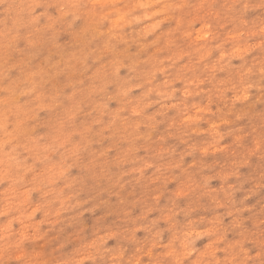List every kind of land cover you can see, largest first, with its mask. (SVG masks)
Returning a JSON list of instances; mask_svg holds the SVG:
<instances>
[{"label":"clouds","instance_id":"9594fccd","mask_svg":"<svg viewBox=\"0 0 264 264\" xmlns=\"http://www.w3.org/2000/svg\"><path fill=\"white\" fill-rule=\"evenodd\" d=\"M0 264H264V0H0Z\"/></svg>","mask_w":264,"mask_h":264}]
</instances>
